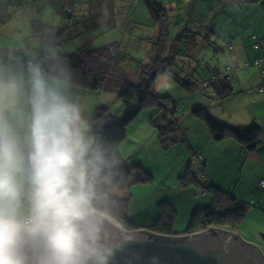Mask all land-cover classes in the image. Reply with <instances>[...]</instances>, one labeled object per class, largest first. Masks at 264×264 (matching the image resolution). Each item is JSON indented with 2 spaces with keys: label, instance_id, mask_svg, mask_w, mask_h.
<instances>
[{
  "label": "rangeland",
  "instance_id": "rangeland-1",
  "mask_svg": "<svg viewBox=\"0 0 264 264\" xmlns=\"http://www.w3.org/2000/svg\"><path fill=\"white\" fill-rule=\"evenodd\" d=\"M155 1L163 6L166 1L167 5L165 6L170 8V16L166 22L169 24L170 33L167 43H170L171 39H174L184 26L200 34L203 38L202 42L205 45L193 47L191 51L193 52V77L195 81L199 82H202V79H205L208 73L210 74V72L218 68L223 67L226 71V66L222 62L225 58L224 51L228 50V45L231 42V40L226 39V27L232 26L234 21H240L243 17L256 15L254 6L250 7L247 12L242 11L241 6H244V3L241 4L242 0H237L238 2L236 0ZM116 2L120 5V11L128 7L122 0H116ZM38 5L40 12H44L47 17L49 8L42 2L38 3ZM141 7L144 10V14L141 11L136 14L135 9H132L131 18H128V22L132 25L124 26V22H119V28L113 30L101 25L95 32V34L98 32L99 35V41L97 42L99 45L113 41L119 42L121 53L116 59L115 70L119 75L128 76L135 81L139 77V62L147 60L150 53L147 49L149 42L144 37L154 39L152 47L158 43L157 38L159 37L158 28L156 27L157 23L150 18L148 10L143 3H141ZM77 16L79 15L77 14ZM261 17L263 18L262 15ZM120 18L124 20L122 16ZM85 23H82L83 26L81 28L73 26L72 33L85 32L89 28ZM68 27V23L65 22L64 28ZM233 29H238V26L233 25ZM240 33H243L242 39L244 42L248 46L253 47L256 43L252 39L253 32L244 30ZM194 37L196 36L190 37V40ZM163 47L165 49L167 46L163 45ZM253 67L251 66L250 68ZM241 72L244 71L239 70L236 73L240 74ZM162 80L157 84L158 88L157 86L155 87V92L171 97L177 105V111L173 116H170L172 121L177 123V126L174 125L176 130L169 132L168 135L172 137L175 133V135H180L185 140L178 143H172L173 141L171 140L167 141V137L162 135L159 129L152 124V119L158 111L160 115L162 114L161 109H158L157 106L146 108L127 126V137L119 149L121 159L128 166L130 172L126 176L112 180L113 183L110 184L109 192L116 196L131 197L130 219L133 223L141 226H150L156 223L161 217L160 206H170L171 212L174 214L173 230L177 234H182L191 226L192 218L198 213V210L210 205L213 199L211 193L208 195L209 198L203 195L204 190L199 185V183L204 182L198 172L200 162L190 155V151L191 148H199L200 151H202V148L206 150L208 144L212 145L213 143L211 142L214 140L212 141L207 125L196 118L192 110L209 106L216 113L214 117L219 121L226 123L225 120L227 118L226 116H222L223 118L221 119L220 117L218 118L217 114L220 111L224 112L225 109L218 107L217 104L221 101L216 97H211L198 91L193 94L173 82L171 83L172 86H165L162 90H159L163 86ZM229 82L239 87L235 79ZM90 93L87 103L79 107L81 121L84 119V115H88L89 118V115L97 106L107 105L112 111L114 120L118 121L124 117V105L117 94L107 90L90 91ZM247 93V90H243L241 94L247 95ZM256 93L257 90H255ZM236 99L242 100V95L236 97ZM91 106L94 108H91ZM87 108H89L88 114ZM81 130L85 140L91 144L92 140L87 136L84 128H81ZM230 147L232 148L231 144ZM232 150L233 152L228 155L222 151L214 152V157L219 159V162L215 166H210L216 173L220 172L221 168H226V171L223 169L224 173L220 172L218 175L219 177H224L221 178V181H225L224 183L228 185L229 189L231 178L236 179L238 177L241 164L237 153L234 152L236 149L232 148ZM191 158L192 160H190ZM190 161L194 162L193 175L198 180L197 183L194 181L188 183L183 179ZM143 171L151 174L152 179L144 180ZM232 173L233 175H231ZM203 202L207 204L204 205ZM248 203L253 206L252 203ZM168 212V210H165V213ZM233 229V232L236 231V234L238 233L237 235L245 242L256 245L264 256V216L258 212H254L250 216L247 214L245 220L234 226Z\"/></svg>",
  "mask_w": 264,
  "mask_h": 264
},
{
  "label": "trees",
  "instance_id": "trees-1",
  "mask_svg": "<svg viewBox=\"0 0 264 264\" xmlns=\"http://www.w3.org/2000/svg\"><path fill=\"white\" fill-rule=\"evenodd\" d=\"M133 5L143 3L148 10L150 18L157 23L159 37L158 43L152 47L147 60L139 62V77L131 80L128 76L119 75L115 70V62L118 57L119 43L111 46L99 48L96 50L81 49L73 54H61L57 52L56 43L64 38L66 29L54 30L50 26L41 22H33V32L38 34L44 41L48 49L40 57L43 66V73L54 77L75 87H80L88 91L107 90L117 94L124 105V117L121 120H114L111 109L108 106H98L88 122L87 136L92 140L91 148L104 161V168L101 173V179L96 186L97 205L103 209L110 210L115 215L113 219L117 220L128 231H142L150 237L159 240H171L182 238L190 234L208 229H231L243 222L249 213L250 207L258 208L260 205L252 203L242 204L237 198L228 191L218 188L207 180L206 162L200 158L201 154L198 148H191L190 155L200 162L199 174L204 179L199 183L204 190V196L211 193L213 199L210 205L204 206L198 210L191 221V226L182 234H177L173 230L174 214L170 206L162 205L160 219L150 226H141L133 223L130 217V196L128 198L116 196L109 192L112 180H117L129 174L128 166L121 159L119 149L127 137V126L138 117L146 108L157 106L161 109V115L158 113L153 117L152 124L159 129L160 133L167 137V141L178 143L185 140L179 135L170 137L169 132L175 131V121L173 116L177 111V105L171 97L163 96L155 92L157 82L161 77H167L174 84L182 89L195 94L197 91L216 97L221 102L236 96L238 93L228 83L239 70L246 71L251 66L259 68L264 72V57L255 58L252 61L244 63H234L226 67V71L212 73L211 77L202 82L195 81L194 74L186 72L183 68L193 58L192 48L205 45L200 34L188 29L186 26L170 41L169 51H164L163 45H166L170 37L169 24L166 22L170 16V9L165 5L158 4L155 0H122ZM236 2H238L236 0ZM264 7V0L261 2ZM2 7H6L5 5ZM2 9V8H1ZM4 14L1 19L4 22L9 21L10 14L2 9ZM196 36L190 40V37ZM198 36V38H197ZM54 39V40H53ZM252 39L256 41L253 48L261 49V43L255 34ZM56 41V42H55ZM228 49L233 51L232 42ZM166 52V54H165ZM3 57V56H2ZM1 58V57H0ZM34 64V61L30 62ZM1 66L7 64L2 62ZM223 75V77H222ZM206 82H210L204 87ZM264 87L263 83L259 86V93ZM194 116L204 122L211 134L212 140L222 142L228 139L236 141L246 152H256L264 142V129L261 126L253 125L247 130L236 126L223 123L214 117L208 107H198L192 110ZM162 119V120H161ZM191 156V157H192ZM192 160V158L190 159ZM194 162L190 161L187 165L184 181L188 183L198 180L193 175ZM144 180L152 179L151 174L143 171ZM168 210V213H165Z\"/></svg>",
  "mask_w": 264,
  "mask_h": 264
},
{
  "label": "clouds",
  "instance_id": "clouds-1",
  "mask_svg": "<svg viewBox=\"0 0 264 264\" xmlns=\"http://www.w3.org/2000/svg\"><path fill=\"white\" fill-rule=\"evenodd\" d=\"M81 127L38 65L26 78L0 74V264H20L11 241L24 228L49 237L52 264H110L100 225L115 214L96 195L105 165Z\"/></svg>",
  "mask_w": 264,
  "mask_h": 264
},
{
  "label": "crops",
  "instance_id": "crops-1",
  "mask_svg": "<svg viewBox=\"0 0 264 264\" xmlns=\"http://www.w3.org/2000/svg\"><path fill=\"white\" fill-rule=\"evenodd\" d=\"M242 1L241 4L244 3V6H241L242 11L247 12L250 7L254 6L256 15L253 17H243L240 21H234L232 24L237 25L238 29H233V25L226 27V39L231 40L233 45V51H229V49L224 51L225 58L222 64L226 67L233 65L234 63L242 64L247 61H252L255 58L264 57V10H262L264 7L261 6L262 0ZM40 2L44 3L45 6L49 8L47 17L44 15V12H40L39 10L38 3ZM123 3L128 7L120 11V5L116 0H0V74H23L26 78L28 65L32 61L43 69L40 57L46 52L48 46L46 45V41L33 32V22H41L50 26L54 30H67L64 38L56 43L55 50L61 54H73L81 51L83 48L96 50L119 43L118 41H113L111 43H102L99 45L97 44L99 41V35L98 32L97 34H95V32L101 25H103L102 27H107L109 30L118 29L120 25L119 22H124V26L128 24L132 25L128 22V18H131L130 13L132 9H135L134 11H136V14L140 11L144 14L141 3L137 6L126 2ZM4 5L6 7H2ZM165 5H167L166 1ZM1 8L5 10L8 9L7 12L11 16L9 21H2L1 17L4 14V11ZM77 14L79 16H77ZM120 16H122L124 20L121 19ZM65 22L68 23V28H64ZM84 22H86L85 24H87L89 28L83 33L73 34V26L81 28L83 26L82 23ZM92 30L94 31L90 32ZM244 30L246 32H253L252 35L256 34L258 36L261 43L260 50H256L244 42L242 39L243 33H240ZM144 39L149 42L147 49L148 51H151L154 39L149 37H144ZM169 45L171 44L166 43L167 47L164 51H169ZM59 46H61V49ZM63 48L64 50H62ZM118 49H120V46ZM120 53L121 51L118 50V57ZM2 62L6 63L7 66H1ZM193 68V60L191 59L183 69L186 72L192 71V74H194ZM223 70V67L218 68L217 70L210 72V74L208 73L205 79L211 77L212 73H219ZM45 76L54 86L58 87L67 100L77 106L78 109L80 106L87 103L90 91L72 86L54 77ZM205 79L202 80L204 81ZM232 79H235V82L239 87L230 82L228 84L232 86L238 94L223 101V103L219 102V104H217L220 109H225L224 112L220 111V113L217 114L218 118L220 117L221 119L223 118L222 116H226L227 119L223 120H225L227 124L243 130H247L253 125L261 126L264 129V93L261 94L258 91L259 86L264 80V72L257 67H253L240 74L236 73V76ZM160 80L163 81V86L159 90H162L165 86H172L171 80L167 77L163 76L159 81ZM243 90L248 91L247 95L241 94ZM255 90H257L256 94ZM240 95H242V100L236 99V97H239ZM89 108H87V114ZM91 108L94 107L91 106ZM208 109L210 113L215 116L216 113L210 109L209 106ZM94 111L91 112L89 118L88 115H84V119L82 120L81 128H84L86 134L88 130V122ZM21 131H23V128ZM211 143L213 144H208L206 150L202 148V151H200L203 155L204 162L207 164L206 174L208 181L216 185L218 188L230 192L242 204H249L248 202H250L260 205L258 208H250L248 216L254 212H258L264 216V187L261 185V182L264 181V142L256 152L252 153L246 152L233 139H228L222 142L213 141ZM230 144L233 149H236L234 152L237 153L239 163L241 164L238 177L236 179L231 178L229 189L228 185L224 183L225 181H221V178L224 177H219L218 175L220 172L224 173L226 168L220 167V172L216 173L210 168V166H215L219 162V159H215L214 152L222 151L227 155L233 152ZM223 169H225V171H223ZM231 175H233V173ZM205 197L209 198L208 195H205ZM203 204L205 205L207 203L203 202ZM226 231H231V233L236 234V231L233 232L234 230L231 229H226Z\"/></svg>",
  "mask_w": 264,
  "mask_h": 264
},
{
  "label": "water",
  "instance_id": "water-1",
  "mask_svg": "<svg viewBox=\"0 0 264 264\" xmlns=\"http://www.w3.org/2000/svg\"><path fill=\"white\" fill-rule=\"evenodd\" d=\"M107 218L110 223L100 225L105 235L101 250L111 253L110 264H264L261 250L231 231L208 229L159 240L146 232H128L115 219ZM11 252L20 264H52L51 241L39 229L17 232Z\"/></svg>",
  "mask_w": 264,
  "mask_h": 264
},
{
  "label": "built area",
  "instance_id": "built-area-1",
  "mask_svg": "<svg viewBox=\"0 0 264 264\" xmlns=\"http://www.w3.org/2000/svg\"><path fill=\"white\" fill-rule=\"evenodd\" d=\"M222 77H223V75H222ZM209 83H210V82H206V83L204 84V87H207V86L209 85ZM261 90L264 91V87H262ZM199 157L202 159V158H203V155H202V154H199ZM261 185L264 187V181L261 182Z\"/></svg>",
  "mask_w": 264,
  "mask_h": 264
},
{
  "label": "snow or ice",
  "instance_id": "snow-or-ice-1",
  "mask_svg": "<svg viewBox=\"0 0 264 264\" xmlns=\"http://www.w3.org/2000/svg\"><path fill=\"white\" fill-rule=\"evenodd\" d=\"M63 246H64L65 248L69 247V245L67 244V242H65Z\"/></svg>",
  "mask_w": 264,
  "mask_h": 264
}]
</instances>
